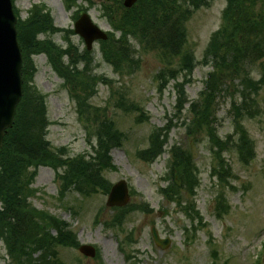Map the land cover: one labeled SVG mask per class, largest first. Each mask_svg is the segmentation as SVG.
<instances>
[{
    "label": "trees",
    "instance_id": "trees-1",
    "mask_svg": "<svg viewBox=\"0 0 264 264\" xmlns=\"http://www.w3.org/2000/svg\"><path fill=\"white\" fill-rule=\"evenodd\" d=\"M77 0H64L70 8ZM213 0H138L126 9L122 0L103 3L105 17L113 31L99 44L105 63L115 72L130 73L139 66L138 50L154 52L162 63L155 74L158 90L173 80L177 94L176 114L186 110L185 132L199 135L209 146L212 155V175L219 181L229 175L224 153L235 151L243 163L254 157L253 143L242 121L259 115L258 95L264 86V0H226L220 27L212 33L202 56V63L211 67L204 86L196 99L190 100L185 86L196 65L193 52L186 44V22L194 10L209 7ZM17 41L22 54V98L16 109L12 126L7 130L0 149V241H3L11 261L9 264H63L57 259L56 247H77L75 235L65 222L31 206L28 199L36 190L30 185L39 166L58 174L62 195L68 189L88 196L109 191L110 184L102 176L105 170H114L109 152L121 145L124 133L113 120L91 103L103 77L92 73L93 57L80 51L68 36L66 47L54 43L51 37L38 39L39 32L53 34L60 31L53 25L50 12L44 4L33 6L29 17L17 16ZM118 32V36L115 33ZM44 53L51 69L59 76L74 101L79 119L85 124L90 152L69 158L64 146L53 148L46 139L49 122L46 116V96L33 82L36 71L33 55ZM262 66L259 79L251 74L256 63ZM237 87V99L231 102L234 133L221 138L218 133L216 100L223 86ZM122 102V101H121ZM188 104L187 107H185ZM124 111L140 110L133 103ZM146 117L144 112L136 118ZM147 118V117H146ZM171 121L149 134L148 146L138 151V157L152 162L167 142ZM167 171L163 180L166 187L160 191L174 202L191 221L201 216L191 200L199 185V172L192 154L174 143L168 151ZM218 209H228L225 197L217 198ZM135 209L151 212L146 204L116 210L110 227L121 226L125 215ZM55 229L56 235L51 230ZM37 257L34 254L38 253Z\"/></svg>",
    "mask_w": 264,
    "mask_h": 264
},
{
    "label": "rangeland",
    "instance_id": "rangeland-1",
    "mask_svg": "<svg viewBox=\"0 0 264 264\" xmlns=\"http://www.w3.org/2000/svg\"><path fill=\"white\" fill-rule=\"evenodd\" d=\"M111 1L77 0L69 10L62 0H15L14 6L20 18H24L31 5L43 3L50 10L54 24L65 30L73 29V15L77 10L84 9L102 30L112 31L102 7L103 3L108 6ZM225 3L226 0H214L211 6L196 10L186 22L184 48L193 52L196 60L191 80L185 86L190 100L199 96L210 70L209 66L202 64V56L210 35L220 25ZM118 34L116 32L115 36ZM52 38L57 44L65 46L62 33H56ZM69 38L80 50L84 48L78 35L70 34ZM91 51L92 73L105 79L99 82L91 103L101 113L107 114L125 135L122 145L110 150L116 169L105 171L103 176L111 184L125 180L129 189L135 191L129 203H147L152 212L134 211L120 227L106 228L104 222L114 213L105 205L107 194L96 193L85 197L68 189L61 196L62 183L57 179L56 171L50 167H39L31 184L36 190L35 195L29 198L31 206L65 221L76 234L79 244H88L96 249L95 257H87L77 248L58 247L57 259L64 264H264V86L257 99L259 115L243 121L254 143L255 156L245 164L238 159L236 152L224 153L229 165V175L224 183L211 174L212 156L206 141L199 135L185 134V113L176 114L174 109L177 97L174 81H169L162 90H158V81L154 76L163 65L154 52L145 53L137 49L139 66L130 73H119L103 61L98 42ZM33 60L36 66L34 84L46 96L49 122L46 139L51 147L64 146L69 158L90 151L85 124L76 113L68 89L51 70L44 54L35 55ZM262 62L264 64V60ZM262 70L260 63H256L252 77L259 79ZM222 89L216 100V114L218 133L225 138L227 134L234 133L231 102L237 99L238 89L236 84L232 86L231 83ZM122 103H133L140 110L127 113ZM142 111L147 119L137 123L135 117ZM169 120L171 129L165 148L173 143L187 148L199 172V186L191 200L204 224L202 227L197 224L195 232L191 230V221L185 214L174 202L166 201L159 191L165 186L161 177L168 154H162L152 163H145L135 156L137 150L147 146L151 130L165 126ZM62 171L63 168L59 173ZM220 192L225 194L228 209L218 218L215 205ZM151 225H155L160 237L170 238L171 244L166 249L154 244ZM186 229L189 231L186 232ZM52 234H56L54 229ZM120 241L129 253L128 259L120 250ZM37 255L34 254V257ZM10 261L3 241H0V264H9Z\"/></svg>",
    "mask_w": 264,
    "mask_h": 264
},
{
    "label": "water",
    "instance_id": "water-1",
    "mask_svg": "<svg viewBox=\"0 0 264 264\" xmlns=\"http://www.w3.org/2000/svg\"><path fill=\"white\" fill-rule=\"evenodd\" d=\"M136 0H124L125 7H131ZM16 18L11 1L0 0V147L7 128L12 125L16 107L21 99V54L16 41ZM75 32L83 37L88 49L96 39H106L103 33L90 18L83 14L75 23ZM128 201L127 186L124 181L116 183L110 191L107 205H123ZM156 243L165 247L169 240H160L152 229ZM80 251L86 255H94L92 247L83 245Z\"/></svg>",
    "mask_w": 264,
    "mask_h": 264
}]
</instances>
